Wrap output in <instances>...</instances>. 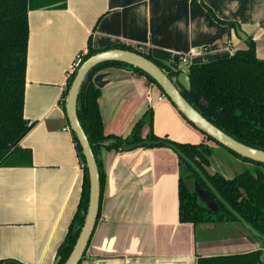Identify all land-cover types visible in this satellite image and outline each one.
Listing matches in <instances>:
<instances>
[{"label":"crops","instance_id":"0c3cea01","mask_svg":"<svg viewBox=\"0 0 264 264\" xmlns=\"http://www.w3.org/2000/svg\"><path fill=\"white\" fill-rule=\"evenodd\" d=\"M209 9L236 26L218 22ZM28 28L24 116L33 124L0 165V260L21 264H54L77 209L83 164L62 99L69 66L76 54L87 51L89 38L96 49L121 43L147 52L179 71L176 77L187 74L191 63L246 48L249 37L256 56L264 59V0H51L39 8L31 1ZM192 49L201 52L188 54ZM97 75L105 133L127 136L151 108L156 135L203 141L229 163L249 165L208 140L169 99H159L163 93L145 76L121 67ZM176 83L183 88L179 79ZM101 159L106 177L99 216L80 264H197L200 258L258 249L262 254L263 243L237 222L179 221V167L170 148L103 149ZM244 261L236 259V264L251 262Z\"/></svg>","mask_w":264,"mask_h":264},{"label":"trees","instance_id":"16d2710c","mask_svg":"<svg viewBox=\"0 0 264 264\" xmlns=\"http://www.w3.org/2000/svg\"><path fill=\"white\" fill-rule=\"evenodd\" d=\"M31 1L35 3V7L39 8L48 6L51 0H0V165L13 156L19 148V140L33 124L24 116V87L29 33L28 9ZM211 14L218 22L226 24L230 28L236 26V23L221 20L212 12ZM246 40V48L235 50L229 57L189 64L187 75L191 86L190 89L181 88V94L202 116L226 134L241 143L264 150V59L256 56L254 40L251 37ZM109 48L137 52L159 66L169 78L176 77L179 73V71H173L153 59L149 53L130 45L119 43ZM106 49L93 48L89 38L87 51L83 54L81 63L91 55ZM109 67L131 69L135 73L145 76L162 92L160 85L144 70L118 60L102 61L92 66L85 74L77 93L76 116L96 161L100 198L106 177L101 159L103 149L123 151L122 146L125 143H134L143 139H162L174 144L192 160L225 201L264 236V163L243 157L219 144L180 112L181 116L206 135L208 140L215 142L227 153L248 162L249 167L232 177H226L220 172H209L207 166L210 165V157L215 148L203 141L199 143L178 142L167 136L156 135L153 130V110L151 108L146 109L135 121L127 136L105 133L99 104L100 88L93 82V77L98 71ZM75 73L76 70L67 79L62 99L64 111L65 99ZM144 126H147L148 129L143 136ZM71 132L75 148L83 164L81 193L66 235L57 248L54 264H65L71 254L84 224L89 200V179L84 155L76 135L73 131ZM143 147L166 146L161 143ZM173 152L177 156L179 167L177 182L179 221L190 222L194 225L205 222L233 221L242 226L239 220L215 197L192 166L175 151ZM201 191H204L211 199V206L199 202ZM98 216L99 209L97 218ZM244 230L262 242L250 231L245 228ZM85 251L81 260L85 256ZM260 254L261 250L258 249L244 255L200 258L197 264H236V259L239 258L246 262L249 258L250 264H263L259 258ZM3 263L21 264L14 259L0 260V264Z\"/></svg>","mask_w":264,"mask_h":264},{"label":"water","instance_id":"95a60500","mask_svg":"<svg viewBox=\"0 0 264 264\" xmlns=\"http://www.w3.org/2000/svg\"><path fill=\"white\" fill-rule=\"evenodd\" d=\"M236 30L238 34L244 37V34L239 30V28H237ZM106 60L122 61L144 70L160 85L163 95L175 105V108L178 110V112L182 113L189 121H191L206 135L210 136L219 144L225 146L226 148L236 152L243 157L264 163V150L246 145L234 139L233 137L216 127L214 124H212L187 102V100L181 94V88L176 83V79H179L183 88L190 89V79L187 74L181 73V76L169 78L166 73L150 59L137 52L126 49L109 48L91 55L86 60H84L77 68L65 99V112L69 122V127L70 130L73 131L76 135L81 146L89 179V200L84 224L79 233L75 246L65 264H78V262L81 260L82 255L88 245V241L95 226L98 214L100 200L98 169L90 145L76 116V98L80 83L87 71L92 66ZM98 77V75L93 77V82L96 86H99ZM161 143L175 151L187 163H189L201 177V179L205 182L211 192L215 195V197L239 220V222L245 229L250 231V233H252L254 236L260 238L264 245V236L261 235L248 222H246L245 219L225 201V199L214 188V186L210 183L201 169L174 144L162 139H143L138 142L123 144L122 150L130 151L139 147H143L145 145L150 146L153 144ZM199 195H202L207 205L211 206L212 201L206 195V193H204V191H201ZM260 258L264 262V250Z\"/></svg>","mask_w":264,"mask_h":264},{"label":"rangeland","instance_id":"374dc122","mask_svg":"<svg viewBox=\"0 0 264 264\" xmlns=\"http://www.w3.org/2000/svg\"><path fill=\"white\" fill-rule=\"evenodd\" d=\"M80 64H81V62H80ZM77 68L75 70H77ZM71 73H73V72H71ZM70 74H69V76H70ZM210 159H213L212 162H211V165H212L211 166L212 167L211 168V171L212 172H220V173H222L226 177H232L233 175L241 172L244 168L249 167L248 164H242V163L237 162V161L236 162L229 163L227 161V159L224 158V156H220V155H218L216 153H213V156L210 157ZM199 202L201 204H203V205H207V203H206V201H205V199H204V197L202 195H199Z\"/></svg>","mask_w":264,"mask_h":264},{"label":"built area","instance_id":"2783aa9c","mask_svg":"<svg viewBox=\"0 0 264 264\" xmlns=\"http://www.w3.org/2000/svg\"><path fill=\"white\" fill-rule=\"evenodd\" d=\"M200 52H201L200 49H196V50H195V49H192L191 51H189L188 54H190V55H196V54H198V53H200ZM84 53H86V51L83 52V53H78V54H76L74 60L72 61V63H71L70 66H69L70 73L73 72V71L79 66V64H80V62H81V60H82V56H83ZM185 57H186V55H183V56H182V61H183V62L186 61ZM164 97H165V96L162 95L161 97H159V99L164 98Z\"/></svg>","mask_w":264,"mask_h":264}]
</instances>
